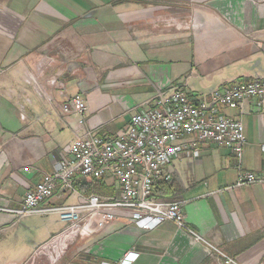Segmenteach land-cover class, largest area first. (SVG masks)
<instances>
[{
	"label": "crops",
	"instance_id": "1",
	"mask_svg": "<svg viewBox=\"0 0 264 264\" xmlns=\"http://www.w3.org/2000/svg\"><path fill=\"white\" fill-rule=\"evenodd\" d=\"M255 78L264 79V0H0V264L25 263L64 229L56 212H14L84 131L116 137L158 90L185 84L206 96ZM76 95L88 105L83 127L59 107ZM246 111L224 114L242 119L243 168L261 174L264 105ZM172 169L161 200L182 205L189 231L117 221L74 243L63 263L217 264L214 247L264 264V186L219 193L238 180L232 151L204 142L198 158L183 154ZM66 203L56 196L44 208Z\"/></svg>",
	"mask_w": 264,
	"mask_h": 264
},
{
	"label": "built area",
	"instance_id": "2",
	"mask_svg": "<svg viewBox=\"0 0 264 264\" xmlns=\"http://www.w3.org/2000/svg\"><path fill=\"white\" fill-rule=\"evenodd\" d=\"M40 96L48 104L54 103L50 95L40 92ZM248 103H253L257 109L264 105V79L240 80L224 91L206 96L188 90L185 84L158 90L116 137L106 138L93 130L84 131L56 165L54 174L45 176L34 189H28L22 209L14 213L18 220L37 213H58L64 229L40 247L48 250L59 247L63 255L78 240L98 235L121 220L147 231L165 222H173L179 230L189 231L182 205L156 197L159 185L171 182L172 164L181 155L198 158L204 142L231 150L238 180L235 185L219 191L220 194L264 186V172L258 174L243 168L247 140L242 119H230L224 114V109H238L243 116ZM59 107L63 114L76 115L79 124L85 125L88 105L80 95ZM24 116L22 110L23 119ZM86 179L108 184L113 181L110 186L116 194L110 197L85 195L76 184ZM56 196L66 197L69 203L55 209L44 208ZM200 240L197 236L195 241ZM211 248V258L217 264H240Z\"/></svg>",
	"mask_w": 264,
	"mask_h": 264
},
{
	"label": "rangeland",
	"instance_id": "3",
	"mask_svg": "<svg viewBox=\"0 0 264 264\" xmlns=\"http://www.w3.org/2000/svg\"><path fill=\"white\" fill-rule=\"evenodd\" d=\"M173 14V13H172ZM172 14H170L169 16H173ZM151 17L154 19L155 22H157L159 20V17H161V15L159 14H154L151 15ZM183 21H185V19H183ZM159 25L155 24V26L157 27ZM110 184H113V181H109V186ZM114 195L116 194V191L113 189ZM94 194H97L95 192H93ZM100 195V194H97ZM111 195V196H114ZM103 196V195H100ZM103 197H110V196H103ZM51 221L52 218L48 217L42 220H38L37 222V228H38V234L40 236V234H43V232H45L46 230V220ZM69 249V248H68ZM65 255V254H64ZM64 255L62 254V251L59 249V247L56 249H52V250H48V249H42L41 247L38 249L37 253L31 257V259L27 260L25 263L22 264H64L63 262L64 260Z\"/></svg>",
	"mask_w": 264,
	"mask_h": 264
},
{
	"label": "trees",
	"instance_id": "4",
	"mask_svg": "<svg viewBox=\"0 0 264 264\" xmlns=\"http://www.w3.org/2000/svg\"><path fill=\"white\" fill-rule=\"evenodd\" d=\"M76 187L85 195H90L93 192L103 195V196H111L114 195L113 187H110L108 183L105 181H97L94 179H86L79 181L76 184ZM172 192V187L168 186L164 183L159 185L158 191L156 193V197L161 199Z\"/></svg>",
	"mask_w": 264,
	"mask_h": 264
}]
</instances>
